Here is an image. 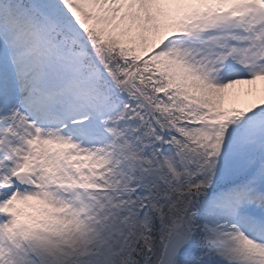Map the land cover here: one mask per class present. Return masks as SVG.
Segmentation results:
<instances>
[{
    "label": "snow or ice",
    "instance_id": "1",
    "mask_svg": "<svg viewBox=\"0 0 264 264\" xmlns=\"http://www.w3.org/2000/svg\"><path fill=\"white\" fill-rule=\"evenodd\" d=\"M0 264H264V0H0Z\"/></svg>",
    "mask_w": 264,
    "mask_h": 264
}]
</instances>
